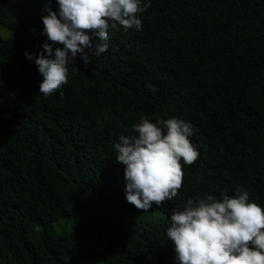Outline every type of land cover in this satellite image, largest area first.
I'll use <instances>...</instances> for the list:
<instances>
[{"label": "trees", "instance_id": "trees-1", "mask_svg": "<svg viewBox=\"0 0 264 264\" xmlns=\"http://www.w3.org/2000/svg\"><path fill=\"white\" fill-rule=\"evenodd\" d=\"M151 5L45 97L25 52L51 43L42 17L57 0H0V25L25 35L0 37V264H176L166 231L188 199L243 187L264 208V0ZM173 117L192 125L199 157L181 161L176 197L140 211L114 145L144 118Z\"/></svg>", "mask_w": 264, "mask_h": 264}, {"label": "clouds", "instance_id": "clouds-1", "mask_svg": "<svg viewBox=\"0 0 264 264\" xmlns=\"http://www.w3.org/2000/svg\"><path fill=\"white\" fill-rule=\"evenodd\" d=\"M42 17L49 42L38 55L25 52L43 77L39 94L48 97L68 82L69 64L79 55L85 66L91 56L108 50L109 33L142 27L138 14L151 8V0H57ZM99 40L101 43L95 44ZM54 45H63L55 47ZM78 71V69L76 68ZM151 88V85H149ZM153 93L156 89L151 88ZM134 133L120 135L114 145L117 162L125 166V196L129 204L148 211L178 195L183 186V164L199 157L190 137L192 125L178 118L153 123L144 118ZM166 235L174 244L176 264H264V208L250 202L243 187L221 198L204 193L188 199L183 210L174 209Z\"/></svg>", "mask_w": 264, "mask_h": 264}, {"label": "rangeland", "instance_id": "rangeland-1", "mask_svg": "<svg viewBox=\"0 0 264 264\" xmlns=\"http://www.w3.org/2000/svg\"><path fill=\"white\" fill-rule=\"evenodd\" d=\"M16 10L14 9V14H15ZM24 38L25 35H18L16 33H14L13 31L3 27L0 25V37L4 38V39H9V38ZM49 192V189L47 187H45V189L42 190V194L43 195H47ZM56 232H58L59 234H63V233H68L70 230L69 225L67 224L66 221L61 220L59 223L55 224L54 226Z\"/></svg>", "mask_w": 264, "mask_h": 264}]
</instances>
